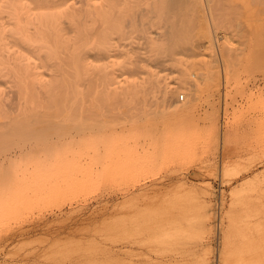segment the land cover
Here are the masks:
<instances>
[{
    "label": "rangeland",
    "instance_id": "1",
    "mask_svg": "<svg viewBox=\"0 0 264 264\" xmlns=\"http://www.w3.org/2000/svg\"><path fill=\"white\" fill-rule=\"evenodd\" d=\"M5 2L0 264H264V0Z\"/></svg>",
    "mask_w": 264,
    "mask_h": 264
},
{
    "label": "bare ground",
    "instance_id": "2",
    "mask_svg": "<svg viewBox=\"0 0 264 264\" xmlns=\"http://www.w3.org/2000/svg\"><path fill=\"white\" fill-rule=\"evenodd\" d=\"M25 1L29 3H26ZM8 2L10 3L7 4L5 2V4H7L11 9L10 13L8 14L13 16L12 18L11 17L10 18L12 20L15 19L16 22L14 21V23H17L16 27L18 25L19 29H21L23 32H26L28 29H30L28 24L34 23L33 20L37 19L38 21L36 22V24L34 23L35 32L37 33L42 32V30L44 29L43 27H47V28L49 27L50 30H52V32H54L56 35H60V30H59L60 21H62L63 18L74 20L77 18L80 12L81 14H83L82 10L85 9L83 8L78 13L74 3H72L71 5L69 3V6L67 5V7L62 8L68 2H71V0H8ZM2 5H4V3ZM4 10L5 8H2V11ZM228 252L230 253L231 251Z\"/></svg>",
    "mask_w": 264,
    "mask_h": 264
},
{
    "label": "built area",
    "instance_id": "3",
    "mask_svg": "<svg viewBox=\"0 0 264 264\" xmlns=\"http://www.w3.org/2000/svg\"><path fill=\"white\" fill-rule=\"evenodd\" d=\"M181 98H182V99L184 98V94H183V95H181Z\"/></svg>",
    "mask_w": 264,
    "mask_h": 264
}]
</instances>
